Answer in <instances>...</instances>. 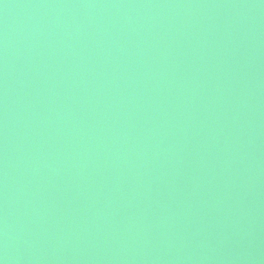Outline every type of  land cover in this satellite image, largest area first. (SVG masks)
Listing matches in <instances>:
<instances>
[{"label":"water","instance_id":"water-1","mask_svg":"<svg viewBox=\"0 0 264 264\" xmlns=\"http://www.w3.org/2000/svg\"><path fill=\"white\" fill-rule=\"evenodd\" d=\"M56 1H58V4L59 2L61 4L64 0ZM86 1L92 3V8L98 1L102 0ZM135 1L137 0H103L99 4L100 9L91 13V18L95 24L94 26L97 28L98 22L100 24V32L95 36L93 35L94 33L88 34V41L92 43L88 47H86L84 42L79 40H68L60 52L53 53V55L48 54L50 58L46 59L45 63H41L40 67L38 65V50L35 53L30 52V60H32L31 62L36 67L29 65L28 70L30 72L28 75L36 80H33L31 86L28 85L27 90L31 87L34 88V85L37 86V92L40 93L41 97L40 101L43 103L40 105L41 116L49 121H55L56 128L51 131L56 136L57 142L53 144L50 142V139L48 140L45 136L47 127L38 125L39 121H33V124L37 125L34 127V132L37 136L39 148L43 153L47 152L51 154L52 150H57L62 153L60 157L64 170L63 175L65 176L63 180H57L53 176L51 177V174L54 172L51 156H43L40 159L42 155L36 154L34 156H38L40 160H37L35 165L36 174L45 180L38 188L45 192L43 194L44 196L48 195V197H51V195H55L57 198L59 194L65 193V188L75 191L81 195L82 199H78V206L67 207L73 211L81 210L83 216L90 212H99L105 218L106 213L117 210L122 213L132 212L136 215L144 214L146 211L126 199L132 190L130 186L128 187V195L123 193V203L121 202L122 200L117 201L120 207L114 201H108V196L112 199L111 194L118 193L116 187L120 184L117 183L116 187H114L115 182H117L115 177H113V169L115 167V169L120 171V174L124 175L128 172L132 180L134 178L135 180L142 181L150 187L152 185L149 183L157 186V189L152 188L150 195L162 196L170 191H174L173 194L176 191L179 195L183 193L181 195L183 197L180 198H183L185 202L183 204L177 203L178 206H181L180 208L172 206V212H169L172 220L171 225L178 223L181 219H185V222L181 224L183 226L182 229L186 230L190 227L192 228L198 222V218H209L201 222L200 224L203 225H200V228H198L199 235H201L200 230L202 228L204 229L203 238L199 241L198 250L189 248L190 243L197 239V232L195 230L189 232L186 241H175L163 238L159 246L156 242L152 241L150 244L153 246H149V244L145 245L147 238L142 233L132 231L128 232L129 235L124 237L127 232L122 229L124 225H121V228L117 232V235L121 237V240H118L120 238H113L115 236L114 233H111L105 227V221L97 232H94L95 228L93 223H89L90 230L95 234L91 236L96 237L97 233L99 234L97 239L98 243L95 239V242L92 241L93 246L95 245V255L87 258V260L82 259L83 263L81 264H150L152 262L162 264V261H166L165 264H246V261L253 258L251 254H253L254 250L251 249L248 252L243 248L254 247L255 242L259 243L258 237L250 233L254 242H244L240 248L234 246V241L231 240L234 237H238L228 229L230 223L223 224L222 221H219L221 219H219L220 217L217 211L210 207L209 201L204 198L203 193H210V200L213 204L212 198L220 189H223L222 191L227 194L232 192L242 199L246 203V224L252 225L256 230H259L261 233L260 239H264V196L256 200L252 188H249H263L261 190L264 193V168L259 165L258 159L252 158V156H243V153L247 151L245 148L248 142H253L251 152L256 154L255 156H264V150L261 151V149H264V139H262V137L264 138V132L262 129H259L260 122L264 121V117L262 116L264 106H261L257 110V114L249 112V107L252 106L250 100L251 95L262 94L264 96V79L260 82L254 77L248 80V77L254 76V72L242 64L223 67L227 61L236 60L244 54L249 56L243 58V60L258 63L253 58L260 55V52L255 49L263 50L264 52V23L252 24L250 21L248 24H245L243 32L239 30H225L222 27L217 29L215 27V23H217L216 18L224 17L225 14L228 15L226 11L230 7L235 9L237 4L226 3L223 7L224 14H221L218 13L222 10L221 7H211L208 3L206 13L205 10L202 11L200 23L196 27L201 36L197 46L187 36H185L186 42L184 41L182 45L176 40V36L166 37V32L164 31L166 26H162L165 23L164 20H160L161 23L152 30V34L151 31L145 34L141 30L131 39L122 38L121 35L127 29L125 15L133 19V16L130 15L136 9L131 5ZM39 2L40 0H37V4L30 6V8L33 7L31 10L34 8L36 10L34 11L33 18L29 17L27 19V25L35 20ZM80 5V0H73L68 5L67 18L71 24L72 17L76 16V9H79L81 7ZM125 6H127V9L123 16L119 12L124 11ZM244 6L241 5L240 8L238 7V10L241 11V8ZM162 7L163 5H159L153 0L150 5V13L143 10L137 11L134 13V19H138L139 21L142 17L155 12L156 14H161ZM63 10L64 8L61 6L59 8L60 15L64 12ZM215 10H218V14L212 12ZM209 12L213 13V17L210 18ZM23 13L25 12L23 11ZM166 16L167 13L162 19ZM205 20H207L208 28L206 30H200L201 24ZM180 26L183 29L192 27L190 18L186 17L180 20L173 28L180 30ZM34 27H36V24H34L33 29ZM59 29L57 30L58 34ZM216 29L217 33L214 38L212 33ZM246 29H252V31ZM60 39L61 37L51 47L52 52ZM160 40H163V42L158 46L157 44ZM189 47L197 50L199 53L195 58L194 69L206 71L211 76L209 80L210 83H214L213 85L219 86L217 84L219 81L228 79L227 83L233 81L237 85L248 86L249 90L247 92H251V95L243 96L241 97L242 99L233 100L231 107H225L217 114V120L221 117L223 119L230 117V119L235 121L232 124H237L238 122L239 124L236 128H242L245 135L250 137L248 141H243L239 134H234L233 138H235V141L220 144L215 149H212L210 148L211 144H197L192 143V141L189 142V140H181L178 144L175 142L166 146V143L158 140L156 136H150L148 139L150 146L145 143L146 147L149 146L147 147L146 153L150 155L140 156L137 154V156H132L131 148L128 147L131 144L114 141L111 139L112 137L103 133L102 130L105 128L102 125L103 121H99L96 125H93L94 123L92 121L98 120L100 116L106 115L114 119L118 127L115 130L120 131L122 130L120 126H124L126 129L132 127L129 121L122 119L140 123L145 121V118L140 115L146 117L160 115L162 111L158 106L141 107V100H145L144 91H152V95H156L155 98L158 97L157 100L161 99L168 102L169 98H171L170 104H179V118L175 122H180L181 117L187 114V112L194 114L207 108L208 111L205 114L194 118L195 123H206L207 115L216 113L214 108L215 102L209 104L206 100L208 96L205 93L209 91L208 85H206L207 88H204L201 80L193 77L190 82L195 89L188 82L189 88L187 94L183 95L180 93L181 96H178L177 94H173L175 86L172 85L165 75L166 72L177 74L178 72L186 71L188 66L190 67V64H188L189 61L185 57V53L188 52ZM33 49H35L34 46L31 51ZM237 50L239 53L236 52ZM150 52L154 55V59L151 62H146L144 58L149 56ZM140 53L142 54L141 56ZM223 53H226L230 57L225 58L220 69L215 70L211 68L219 64L216 61L217 59L224 58ZM233 53L235 55H231ZM46 65L49 68L48 74H45L43 69ZM110 70H116L118 72L117 74L114 73L116 75L114 78L110 77V72H108ZM222 73L225 74L224 77H221ZM45 75H48L47 84L42 85L40 84V77ZM111 80L117 81H113L110 84L109 82ZM118 81L121 85H118ZM137 81L139 83L135 86V82ZM227 83L225 82L224 85ZM121 89L130 91L119 93ZM198 89L203 90L200 91ZM124 94L128 96L124 97ZM27 98L28 107L26 108V112L29 111L28 108L31 100L29 96ZM195 98H198L202 102L204 105L202 108H197ZM46 99L47 101H45ZM117 99L120 100V103H115ZM236 104H238L241 113L236 109ZM258 118L261 119L260 122ZM217 126L224 128L226 136L231 135V127L233 125L218 123ZM133 131L140 132L136 128H133ZM178 131H181V129H178ZM122 133L125 134V130ZM137 142L138 140L135 141V146L138 145ZM234 142L237 143L234 144ZM90 144L91 149L88 148ZM238 144L241 145L240 148L236 146ZM104 146L107 149L110 147L117 149L115 150L117 154H111V151H106L108 153L106 156V152H101ZM151 146L156 149L153 153ZM138 147L140 150L146 149L140 144ZM15 149L25 151L26 145L24 142H17ZM84 150H88L87 153L85 152L86 156H74ZM183 152H186V155ZM227 153L229 156L226 157L237 156L230 159V161L236 163L243 164L244 159L242 157L246 158L243 166L241 168H235L230 177L227 176L226 169L221 163L222 158H220L218 164L217 160L209 158L210 154L220 156L222 154L226 155ZM185 159L190 162L184 161ZM108 163L110 164L108 165ZM247 163H250L249 168L252 169L254 174H259V178L255 179L252 185H247V177L243 169ZM209 164H212V166L207 170L206 167ZM148 165L153 166L151 168L146 167ZM165 165L173 167L171 169L172 173H166L163 170ZM92 174L99 178L97 180H100V188L95 186V176ZM158 174L162 176L163 180L156 181L153 179ZM170 174L172 175L171 177ZM225 175L227 178H224ZM110 177L111 179H109ZM105 181L108 182L105 183ZM56 184L60 185L58 191L55 187ZM110 184H112V188L108 189ZM170 185L172 187L168 188ZM141 189L143 190V185H141ZM101 190L104 191V195H97L101 193ZM16 192L20 195V193H23V190H17ZM166 201L167 199L161 200L159 203H165L166 205ZM116 207L118 209L113 210ZM100 209L103 211L101 212ZM146 214L148 217L155 216L153 213ZM215 217L217 221H212L213 218L216 219ZM241 223L247 226L243 222ZM205 224L208 225L205 226ZM141 225H144L143 220L141 221ZM21 226L24 227V225ZM140 238L143 239V242ZM124 239L126 240L122 241ZM112 240L114 241L111 242ZM131 240H134L133 244H130ZM105 242L109 244L102 247ZM174 244H177L176 248ZM182 251L185 252L184 256L181 254ZM240 253L243 254L239 255ZM144 257H147L145 260L147 262H143ZM135 261H141L142 263H135Z\"/></svg>","mask_w":264,"mask_h":264},{"label":"bare ground","instance_id":"bare-ground-1","mask_svg":"<svg viewBox=\"0 0 264 264\" xmlns=\"http://www.w3.org/2000/svg\"><path fill=\"white\" fill-rule=\"evenodd\" d=\"M71 1L73 0H64L63 3L60 4L59 2L58 4V1L56 0H40L35 20L27 25V19L29 17L33 18L34 11L36 10V8L31 10L33 7L30 8V6L37 4V0H0V264H81L83 263L82 259L87 260V258L95 255V245L93 246L92 241L95 242L96 240L97 242L99 237L98 233L96 237L91 236H94L95 234L90 230L89 223H93L95 228L94 232H97L100 226L103 225L104 221L106 223L105 227H107L108 231L114 233L115 236L113 238L117 237L120 238L118 240H121V237L117 235V232L121 228V225H124L122 229L123 231H127L124 237L129 235L128 232L132 231L142 233V235H146L147 238L145 245L149 244V246H153L150 244L151 241L156 242L159 246L163 238L175 241H186L189 232L195 230L197 232V239L190 243L189 248L198 250L199 241L203 238L202 235L204 231L202 228L200 230L201 235H199L198 228H200V225H203L200 224L201 222H204L209 218H198V222L192 228L190 227L186 230L182 229L183 226L181 224L185 222V219H181L178 223L171 225L172 220L169 212H172V206L180 208L181 206H178L177 203L183 204L185 202L183 198H180L183 197L181 196L183 193L179 195L176 191L175 194H173L174 191H170L162 196H156L155 194L150 195L152 188L157 189V186H153V183H149L152 185V187H150L142 181L135 180L134 178L132 180V177L128 172L124 175L120 174V171L115 169V167L113 169V177H115L117 182H115L114 187H116L117 183L120 184L116 187L118 193L111 194L112 199L107 195L108 201H114V203L120 207V204H118L117 201L122 200L121 202L123 203V193L128 195V187L130 186L132 187V190L126 199L146 211L144 214L136 215L132 212L122 213L118 211V207H116L113 210L117 211L106 213L105 218L102 217V213L99 212H90L83 216L81 210L73 211L67 207L78 206V199H82L81 195L75 191L65 188V193L59 194V197L57 198L55 195H51V197H48V195L44 196L43 194L45 192L39 190V185L44 183L45 180L36 174L35 165L37 160H39V157L34 155H42L40 159H42L43 156H51V163L54 166V172L51 174V177L53 176L57 180H63L65 179V176L63 175L64 170L61 162L62 159L60 157L62 156V153L57 150H52L51 154H48L47 152L43 153L39 148L37 136L34 132V127L37 125H34L33 121H39L38 125H44L47 127L45 136L48 140L50 139V142L53 144L57 142L56 136L51 131L56 128L55 121H49L41 116L40 105L43 103L40 101L41 97L40 93L37 92V86H33L36 89L31 87L27 90L28 85L31 86L33 80H36L28 75L30 72L28 70L29 67H36V65L31 62L32 60H30V52L35 53L38 50V65L40 67L41 63H45V60L50 58L49 55L60 52L68 40H79L84 42L86 47H88L92 45V43L88 41V34L94 33L93 35L95 36L100 32V24L98 22L97 28L94 26L95 24L94 20L91 18V13L100 9L99 4L103 0L98 1L92 8V3L86 0H80L81 7L76 9V16L72 17V24L67 18V9H69L68 5ZM155 1L159 5H163L161 14H156V12L148 14V16L142 17L139 21L138 19H134V13L140 10L150 13V5L153 0H137L131 5L136 10L130 15L133 16V19H130L131 17L128 18V16L125 15V25L127 29L126 32L121 35L122 38L131 39L141 30L145 32V34L151 31L152 34V30L161 23L160 20H164L165 23L162 26H166V28H164L166 37L176 36V40L182 45L186 40L185 36H187V38L193 40L195 46H197L201 36L196 27L200 23V15L202 11L205 10L206 13L208 3L211 7H221L222 10L218 12L221 14H224L223 7L226 3L237 4L235 9L231 7L229 9L225 8L228 9L226 11L228 12V15L225 14L224 17L216 18L217 23H214L217 29L222 27V29L225 30L230 29L243 32L245 24H248L250 21L252 24L260 22L264 23V0ZM114 5L117 7L115 3ZM241 5L245 6L241 8L240 11L238 10V7L240 8ZM61 6L64 8V12L60 15L59 8H61ZM126 7L127 6H125L124 11L118 9L120 11L119 13L123 15L126 12ZM23 11L25 13H23ZM217 11L218 10L212 12L217 13ZM166 13L167 16L162 19ZM213 13L209 12L210 18L213 17ZM186 17L190 18L192 27L183 29L180 26V30L173 28L180 20L185 19ZM56 22H58V24H56ZM34 24H36V27L33 29ZM58 28H60V35L57 33ZM207 28V20H205L202 22L200 30H206ZM217 29L212 33L214 38ZM246 30L252 31V29ZM60 37V41H58L52 52L51 47ZM162 42L163 40H160L157 45L160 46ZM224 44L226 45V43ZM18 46L19 49L17 50ZM33 46L35 49L31 51ZM255 50L260 52L259 56L253 58L258 63L243 60V58L249 56L244 54L243 56H239L240 58L236 60L230 62L226 60L227 62L223 67L242 64L244 67H248L254 72V76L248 77V80L254 77L260 82L264 79V52L263 50ZM236 52L239 53L238 50ZM198 54L197 50L189 47L188 52L185 53V57L189 61L188 64H190V67L188 66L186 71L178 72L177 74L166 72L165 75L172 85L175 86L173 94H177L178 96H181L180 93L183 95L187 94L189 88L188 82L190 86L194 88L190 82L193 77L200 79L204 88H207L206 85H208L209 91L205 93V95L208 96L206 100L209 104L215 102L214 108L216 113L211 114L209 112L211 115H207L206 123H195L194 118L205 114L208 111L207 108L199 113H194L192 111L194 114H191L187 112V114L181 117L180 122H175V120H178L179 118V104H170L171 98H169L168 102L161 99L157 100L158 97L155 98L156 95L153 96L152 91H144L145 100L140 99L142 101L141 107L147 108L158 106L162 111L160 115L152 117L140 115L145 118V121L140 123L122 119L124 121H129L132 127H130L131 129H126V127L124 128V126H120V129L122 130H118L119 132L115 130L118 128L117 124L110 116H100V119L92 121V123H94L93 125H96L99 121H103V123L101 122L102 125L105 126L104 130H102L103 133L112 137L111 139L114 141H122L123 144H131V146H127L131 148L132 156H137V154L140 156L150 155L146 153L147 147L150 146V143L148 142L150 136H156L158 140L165 142L166 146L175 142L178 144L181 140H189V142L192 141V143L197 144H211L210 148L212 149H215L220 144L232 143V141H235V138H233L234 134H239L243 141H248L250 137L245 135L242 128H236L239 124L238 122L237 124H232L235 121L230 119V117H227L226 119L221 117L217 120L218 112L225 107H231V102L233 100L246 95H251V92H247V90H249L248 86H240L233 81L227 83L228 79L219 81V83H217L219 86L213 85L214 83H210L209 80L211 76H209L206 71L194 69L195 58ZM223 54L224 58L216 60L219 64L212 66L211 68H214L215 70L220 69L225 58L230 57L226 55V53ZM141 55L142 54L140 53V56ZM231 55L235 54L233 53ZM144 59L146 62H151L154 59V55L150 52V55ZM43 69L45 74H48V66L46 65ZM108 72H110L109 74L111 78H114L116 76L115 74L118 73L116 70H110ZM224 75L225 74L222 73L221 77H224ZM47 77L48 75L40 77V84H47ZM237 77L240 78L239 75H237ZM113 81L117 80H111L109 83L112 84ZM225 82L227 84L224 85ZM117 83L118 85H121L119 81ZM135 83L136 86L139 82L137 81ZM198 90L201 91L203 89ZM125 91L130 90L121 89L119 93H124ZM27 96L31 99L28 112H26V108L28 107ZM123 96L127 97L128 95L124 94ZM251 96L250 100L252 106L249 107V112L257 114V110H259L261 106H264V96L262 94ZM45 101H47V99ZM195 102H197L198 109L204 106L198 98H195ZM115 103H120V100L117 99ZM180 103H182V101H180ZM236 109L241 113L238 104H236ZM262 116L264 117V111ZM258 119L260 122L261 119ZM218 123L233 125V127H231V135L226 136L224 128H219V125L217 126ZM133 128L138 129L140 132L133 131ZM178 129H181V131H178ZM259 129H262L264 132V121L260 122ZM124 130L125 134L122 133ZM262 139L264 138L262 137ZM136 140H138L137 146L134 145L136 144ZM17 142H24L26 150H16L15 147ZM145 143L149 146L146 147ZM236 143L237 142H234V144ZM250 143L251 145H249ZM252 143L253 142L246 143L247 146L244 148L247 151L243 153V156H252V158L258 159L259 165L264 168V156H255L256 154L251 152V148H253ZM91 144L88 146L89 149H91ZM139 144L146 149L140 150L138 147ZM236 146L239 148L241 147L240 144ZM151 149L152 153L156 150L153 147ZM115 150L117 149L113 147L107 149L104 146L101 152L111 151L110 153L112 154L116 153ZM263 150L264 149H261V151ZM137 151L138 153H136ZM85 152L87 153L88 150L81 151L78 155L74 156H86ZM183 153L186 155V152ZM105 155L107 156L108 153L106 152ZM93 156L95 155L93 154ZM226 156H229V154H222L220 156H217L216 154L213 156L210 154L209 158L217 160V164L220 162V158H222L221 163L226 169L227 176L230 177L235 168H241L243 166L246 158L242 157V159H244L243 164H240L230 161V159L237 156ZM184 161L187 160L185 159ZM250 163L244 165L243 168L247 177V185H252L255 179L259 178V174H254L252 169L249 168ZM109 164L110 163H108V165ZM152 166L153 165H148L146 167L151 168ZM211 166L212 164H209L206 167L207 170ZM163 168L166 173H172L171 169L173 167H170V165H165ZM92 175L95 176L94 174ZM171 176L172 175L170 174V177ZM227 176L225 175L224 178H227ZM94 179L95 186H101L99 185L101 184L99 183L100 180H97L99 178L95 176ZM109 179H111V177ZM153 179L156 181L163 180L160 174ZM106 182L108 181H105V183ZM141 185H143V190L141 189ZM59 186L60 185L57 184L55 185L57 191ZM170 187L172 186H168V188ZM111 188L112 184L108 186V189ZM249 188H252L256 200H258L259 197L263 198L264 193H262L261 190L263 188ZM17 190H23V193H20L19 195L18 192H16ZM222 190L223 189L218 190L212 198L215 205L210 200V193H203L204 198L209 201L210 207L217 211L220 217L219 219H221L219 221H222L223 224L230 223L228 229L238 237H234L231 240L234 241V246L240 248L244 242H254L250 233L258 237L259 243L255 242L254 247L243 248L248 252H250L251 249L254 250L253 254H251L253 258L246 261V264H264V239H260L261 233L259 230H256L252 225L246 224V203L232 192L227 194ZM97 195H104V191L101 190V193ZM166 199V205L165 203H159V201ZM65 207L67 208L65 209ZM100 210L101 212L103 211L102 209ZM146 213H153L155 216L148 217ZM142 220L144 221V225H141ZM212 221H217V218H213ZM241 222L247 226L243 225ZM20 225H24V227H20ZM207 225L208 224H205V226ZM156 239L158 240L156 241ZM125 240L126 239L122 241ZM140 240L143 242L142 238H140ZM133 242L134 240H131L130 244H133ZM108 244V242H105L102 247H105ZM174 247L176 248L177 244H174ZM181 254L184 256L185 252L182 251ZM242 254L243 253H240L239 255ZM146 259L147 257H144L143 262H147L145 261ZM136 262L142 263L141 261H135V263ZM165 263L166 261H162V264ZM150 264L159 263L152 262Z\"/></svg>","mask_w":264,"mask_h":264}]
</instances>
